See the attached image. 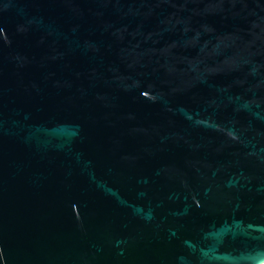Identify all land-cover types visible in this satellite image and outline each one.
Listing matches in <instances>:
<instances>
[{
  "label": "water",
  "instance_id": "water-1",
  "mask_svg": "<svg viewBox=\"0 0 264 264\" xmlns=\"http://www.w3.org/2000/svg\"><path fill=\"white\" fill-rule=\"evenodd\" d=\"M0 264H264V0H0Z\"/></svg>",
  "mask_w": 264,
  "mask_h": 264
}]
</instances>
